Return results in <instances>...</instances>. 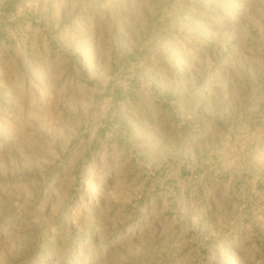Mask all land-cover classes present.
<instances>
[{
	"label": "rangeland",
	"instance_id": "rangeland-1",
	"mask_svg": "<svg viewBox=\"0 0 264 264\" xmlns=\"http://www.w3.org/2000/svg\"><path fill=\"white\" fill-rule=\"evenodd\" d=\"M0 264H264V0H0Z\"/></svg>",
	"mask_w": 264,
	"mask_h": 264
}]
</instances>
